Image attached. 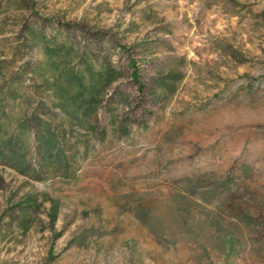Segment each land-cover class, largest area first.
<instances>
[{
	"label": "rangeland",
	"instance_id": "obj_1",
	"mask_svg": "<svg viewBox=\"0 0 264 264\" xmlns=\"http://www.w3.org/2000/svg\"><path fill=\"white\" fill-rule=\"evenodd\" d=\"M0 264H264V0H0Z\"/></svg>",
	"mask_w": 264,
	"mask_h": 264
},
{
	"label": "trees",
	"instance_id": "obj_2",
	"mask_svg": "<svg viewBox=\"0 0 264 264\" xmlns=\"http://www.w3.org/2000/svg\"><path fill=\"white\" fill-rule=\"evenodd\" d=\"M132 67L135 68V66ZM138 75V69L135 68L133 71V80L137 87L142 90ZM241 173L243 176H247L248 168L243 167ZM202 181H204V178L182 182V191L179 194V199L182 201L181 203H177L178 210L183 215L188 216L187 214L193 209H202L203 221L198 224L199 226L195 232L214 231V233L219 235L217 241L219 242L220 248L235 257L242 247L241 235L243 233L241 234V231L250 233L254 228L261 226V224L249 216H245L242 219H235L234 223H226L225 218H227V212L224 209L225 203L220 201V196L222 194H229L232 191L234 187L233 181L224 180L219 183L208 182L206 185L202 184ZM190 197H192V200L197 197L203 203H185L184 200L190 199ZM135 216L149 230L154 238L158 242H161L164 234L161 221L151 219L141 212L135 213ZM183 222L186 225L185 220Z\"/></svg>",
	"mask_w": 264,
	"mask_h": 264
}]
</instances>
